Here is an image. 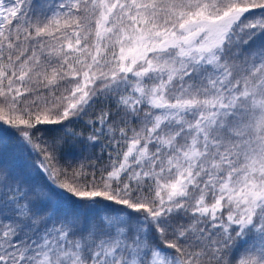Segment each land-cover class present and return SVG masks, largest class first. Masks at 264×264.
Returning <instances> with one entry per match:
<instances>
[{
	"label": "snow or ice",
	"instance_id": "6c2138e0",
	"mask_svg": "<svg viewBox=\"0 0 264 264\" xmlns=\"http://www.w3.org/2000/svg\"><path fill=\"white\" fill-rule=\"evenodd\" d=\"M0 264H264V0H0Z\"/></svg>",
	"mask_w": 264,
	"mask_h": 264
}]
</instances>
